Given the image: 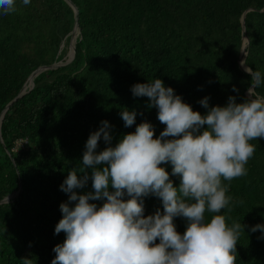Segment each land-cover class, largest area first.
Masks as SVG:
<instances>
[{
    "label": "trees",
    "instance_id": "1",
    "mask_svg": "<svg viewBox=\"0 0 264 264\" xmlns=\"http://www.w3.org/2000/svg\"><path fill=\"white\" fill-rule=\"evenodd\" d=\"M70 2L80 31L73 60L37 75L33 88L9 106L1 121L0 201L15 192L18 196L0 204V264H22L23 258L51 264L53 248L66 238L63 232L54 234L62 218L59 206L68 202L60 185L69 171L82 177L86 141L101 121L112 126V146L145 121L155 137L163 131L148 98L132 95L134 84L159 78L201 114L207 112L198 103L204 97L210 107L225 106L229 96L243 102L251 80L238 66L244 37V63L264 77V0ZM16 6L14 13L0 14V115L34 71L64 60L75 25L64 0H31L27 6L16 0ZM256 92L264 95V83ZM123 109L137 113L131 127L124 126ZM17 143L24 145L16 150ZM251 143L256 151L247 175L222 180L233 206L220 214L230 217L229 226L234 221L247 225L238 240L236 264H264V239L260 231H250L264 224V138ZM106 146L101 138L96 151ZM161 167L178 187L172 166ZM86 171L90 176L91 169ZM75 191H93L91 178ZM144 208L145 216L163 211L161 200L152 195L144 198ZM211 215L206 213V220ZM174 223L183 234L185 219L177 217Z\"/></svg>",
    "mask_w": 264,
    "mask_h": 264
},
{
    "label": "clouds",
    "instance_id": "2",
    "mask_svg": "<svg viewBox=\"0 0 264 264\" xmlns=\"http://www.w3.org/2000/svg\"><path fill=\"white\" fill-rule=\"evenodd\" d=\"M30 3L22 0L25 6ZM16 11V0H0V14ZM244 70L251 77L247 98L238 103L229 96L225 106L210 107L204 97L198 103L205 114L194 111L159 78L132 86V95L147 97L165 127L155 137L152 124L142 122L115 146L108 121L90 133L79 167L82 177L69 171L60 185L68 202L59 206L62 218L54 234L63 232L66 238L53 248L51 264H236L238 240L247 225L234 221L229 226L230 217L220 214L233 206L222 180L246 176L256 151L251 142L264 138V95L256 92L264 77L251 67ZM233 91L238 89L233 86ZM120 116L131 127L137 113L123 109ZM101 138L107 146L97 152ZM162 164L172 166L178 187ZM90 178L93 191L78 194L75 190ZM149 195L161 200L163 211L145 216ZM206 213L213 214L210 220ZM177 217L186 221L183 234L176 229ZM250 231H260L259 239H264V224ZM22 264L33 261L23 258Z\"/></svg>",
    "mask_w": 264,
    "mask_h": 264
},
{
    "label": "water",
    "instance_id": "3",
    "mask_svg": "<svg viewBox=\"0 0 264 264\" xmlns=\"http://www.w3.org/2000/svg\"><path fill=\"white\" fill-rule=\"evenodd\" d=\"M73 10L74 12V17H75V25H74V28L72 30V32L70 33L71 35V38H70V43H69V48L72 47V54L68 57V59L66 60H63V61H60L58 63H55V64H52L51 66H44V67H40L38 68L36 71H34L30 76L29 78L27 79L26 83L24 84V86L22 87L21 91L19 92L18 96L11 102L9 103L6 108L3 110V112L1 113L0 115V127H1V121L3 119V116L5 114V112L7 111V109L9 108V106L14 102L16 101L17 99H19L20 97L24 96L25 93H26V90H25V85L31 80V87L27 90V91H30L32 88H33V79L39 75L41 72L45 71V70H54V69H57L59 67H62V66H65L67 64H69L73 58H74V55H75V41L74 40V37H75V32L77 30L78 34H79V29H78V24H77V9L76 7L70 2V0H64ZM250 11V10H249ZM244 16H245V13L242 15V18H241V28H242V32L245 33V27H244ZM244 39H245V42L246 44L244 43ZM73 42H74V45H73ZM248 44V39L246 37L243 38V44H242V48H241V53H240V56H239V61H238V66L241 70H244L245 67H247L245 64L242 65V61H245V58H246V55H247V52L245 51V48ZM242 60V61H241ZM0 141L2 142V138H1V134H0ZM18 196V192H15L13 193L12 195L6 197L5 199H3L2 201H0V204H5V203H8L11 199L15 198Z\"/></svg>",
    "mask_w": 264,
    "mask_h": 264
},
{
    "label": "bare ground",
    "instance_id": "4",
    "mask_svg": "<svg viewBox=\"0 0 264 264\" xmlns=\"http://www.w3.org/2000/svg\"><path fill=\"white\" fill-rule=\"evenodd\" d=\"M77 36H78V32H77V30H76L74 40H76ZM73 45H74V42H73ZM71 54H72V47L69 48V53H68L67 57H69ZM31 85H32V84H31V80H30V81L25 85V90L29 89V88L31 87Z\"/></svg>",
    "mask_w": 264,
    "mask_h": 264
},
{
    "label": "rangeland",
    "instance_id": "5",
    "mask_svg": "<svg viewBox=\"0 0 264 264\" xmlns=\"http://www.w3.org/2000/svg\"><path fill=\"white\" fill-rule=\"evenodd\" d=\"M62 47H63V46H62ZM68 53H69V47H68V49H67V53H66V56L64 57V60L68 59V57H67ZM22 145H24V144H20V143L18 144V143H17L16 150L22 148Z\"/></svg>",
    "mask_w": 264,
    "mask_h": 264
},
{
    "label": "built area",
    "instance_id": "6",
    "mask_svg": "<svg viewBox=\"0 0 264 264\" xmlns=\"http://www.w3.org/2000/svg\"><path fill=\"white\" fill-rule=\"evenodd\" d=\"M23 143H26V142H23Z\"/></svg>",
    "mask_w": 264,
    "mask_h": 264
}]
</instances>
